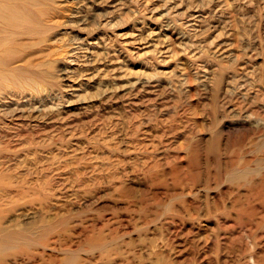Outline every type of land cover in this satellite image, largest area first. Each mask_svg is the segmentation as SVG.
Here are the masks:
<instances>
[{
    "label": "rangeland",
    "instance_id": "1",
    "mask_svg": "<svg viewBox=\"0 0 264 264\" xmlns=\"http://www.w3.org/2000/svg\"><path fill=\"white\" fill-rule=\"evenodd\" d=\"M10 1L0 264H264V0Z\"/></svg>",
    "mask_w": 264,
    "mask_h": 264
},
{
    "label": "bare ground",
    "instance_id": "2",
    "mask_svg": "<svg viewBox=\"0 0 264 264\" xmlns=\"http://www.w3.org/2000/svg\"><path fill=\"white\" fill-rule=\"evenodd\" d=\"M1 2H3V3L1 4ZM10 2H11L10 0H7V1L6 0H0V20L1 19L3 20V21H0V26L3 22H5V23L8 22L9 24H14V25L18 22H23V17L22 16L18 17V12L14 13V5H11ZM8 4H10V5H8ZM1 11H3V12L5 11L7 13V16L10 15L7 20H4L6 18L2 16ZM15 11H16V8H15ZM5 41L6 40L0 39V49L2 48V46L4 44H6V43H4ZM4 52H6V51H4ZM0 60H2V59L0 58ZM1 65H3V64L1 63Z\"/></svg>",
    "mask_w": 264,
    "mask_h": 264
}]
</instances>
